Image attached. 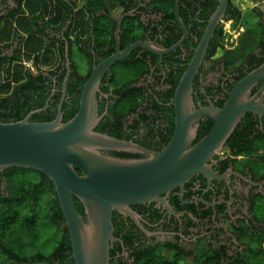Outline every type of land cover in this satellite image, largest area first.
I'll return each instance as SVG.
<instances>
[{
	"label": "flooded vegetation",
	"instance_id": "1",
	"mask_svg": "<svg viewBox=\"0 0 264 264\" xmlns=\"http://www.w3.org/2000/svg\"><path fill=\"white\" fill-rule=\"evenodd\" d=\"M212 2L217 3V0H179L178 14L181 24L175 18L174 4L172 15L170 16L168 13L159 11L157 6L153 4V0H125V7L113 8L106 12L107 17L114 19L116 23L122 15L126 14L120 26L119 45L117 47L114 36L115 23L111 35L112 44L102 50L98 47L97 37L91 30L81 36L85 40L84 42L78 41L73 35L69 36L72 41L71 44L65 36V29L58 33L47 30L46 35L49 41L54 43L53 50L58 51L61 47L64 48L67 41L69 59H72H70L69 71L66 69L65 60H63V63L62 61L58 62L52 68L39 67L38 73L44 75L43 85L46 87V102L42 108L36 109L40 111L34 115L48 116V113L45 115L44 113L49 106V101H52L53 98H58L56 104L57 113L61 101L62 108L64 102L67 103L77 95L80 97L83 84L92 68L117 50L123 52L128 46L136 42L147 43L149 46L158 49L171 48L170 52L161 56L152 53L145 46L134 48L103 73L99 91L96 94L98 114L101 116L96 127L104 121V118L109 119V123L106 122L104 129L107 133L110 129L112 130V125L116 123L112 115L115 114V101H117V98L119 99L121 93L126 91V87L123 84L127 80L132 79L133 74H139L137 80L130 83V86L138 88L142 92L143 98L141 99L139 94H136V107L133 112L124 117L121 132H119L120 136L117 139L131 141L146 150L160 151L166 145L163 144V140L169 137V130L171 131L169 140L173 134L175 120L174 92L213 13H208ZM6 5L9 9L11 8L10 0H6ZM4 8L5 5L0 3V16L4 14L1 12ZM251 9L255 19L252 25L247 27L248 29L255 28L258 30L259 39L263 41V44H257L249 51V54L247 53L248 55H245L243 59L231 66L228 61L230 70L226 69L227 64L225 63L227 62H224L222 57L224 53L217 55V49L220 50V48L216 49L213 56H206L207 50L211 47L210 44L216 40L217 31L222 29V32H224L223 28L227 22L231 29H235V31L241 29L240 26L238 28L232 27L233 19H225L227 15L225 11L224 17L219 21L209 42L202 65L193 80L192 98L195 109L208 108L210 106L221 108L232 87L241 79L238 78L240 71L247 73L248 68L254 64V61L264 60V11L256 6ZM115 10H119L118 17L112 15ZM240 17V20H242V12ZM130 19L137 21L134 24L135 39L126 47H122V25ZM248 29H243V33ZM14 41L9 47L0 45V57L6 56L7 59H13L15 48L19 42L17 39ZM76 52L84 56V72H80L79 64L74 58ZM64 54L65 52L63 57ZM231 57L229 60H231ZM71 61L76 66L73 72L85 77L81 87H79L76 76L72 75ZM27 62H23V64L28 66ZM59 66L64 68V76H61L62 68L58 69ZM117 66L121 68L119 72H115ZM235 66H237V69L233 68ZM135 67H139L140 71H137ZM144 68L146 69L143 70ZM173 82H175V85ZM260 85L261 82H258L252 88L250 96L258 91ZM68 88H70L69 93H67ZM74 88L75 90L73 91ZM78 89L79 91L77 92ZM172 91L173 93L170 97L169 94ZM169 107L172 108V113L168 112ZM253 116V120H259L260 122L255 125L253 131L264 133V125H262L264 117L259 118L255 114ZM212 124V120L206 117L193 123V127L196 129V136L192 145L208 133ZM207 129L206 134L196 141L198 133ZM225 144L214 155L213 162L209 163L217 175V179L208 181L203 175H196L184 184L182 190L173 189L169 193L162 195L172 213L162 205L151 202L130 206L136 215V221L127 215L116 212L112 214L113 235L116 239L110 249L112 264H121V262L132 264L134 262L133 248L143 249L148 246L162 245L165 242L175 243L184 249L187 253L185 258L195 251V248H192L194 245L200 247L204 243L217 253H220L223 248L227 256L225 261L231 263L248 248V239L250 237L263 233L264 222L257 219V213L254 211L260 204L264 205V174L263 172L257 173L253 171L247 166V161L264 160V157L235 155ZM103 153L116 158H123L119 154H125L124 159L146 158L145 154L132 151H105ZM0 171L3 172V169ZM6 184L7 179L1 175L0 223L6 221L5 219L8 217L7 213H2V209L10 208L7 206L8 202L20 198V194L17 195L15 190L7 188ZM39 196V193H33V199H30V201L38 204V201L35 202V200ZM36 206L32 205L31 209L34 210ZM14 207L16 208L17 206L14 204ZM21 208L24 211V213L19 212L21 217L30 214V208L27 205H23ZM16 211L20 210L16 208ZM162 250L164 254H168L166 255L167 257L171 256L172 251L168 248H162Z\"/></svg>",
	"mask_w": 264,
	"mask_h": 264
},
{
	"label": "water",
	"instance_id": "2",
	"mask_svg": "<svg viewBox=\"0 0 264 264\" xmlns=\"http://www.w3.org/2000/svg\"><path fill=\"white\" fill-rule=\"evenodd\" d=\"M217 3L176 86L174 131L160 151L146 150L131 141L95 131L101 117L96 94L103 73L136 47L145 46L159 56L172 50L158 49L147 43L136 42L123 52L117 50L95 65L81 89L77 111L68 121H62V101L51 121H31V117L40 110L29 112L19 121H0V170L10 167L33 169L52 182L74 264H110V249L116 241L112 223L114 212L136 221L130 206L155 202L172 213L162 195L173 189L182 190L184 184L196 175H203L208 181L217 179L209 163L224 147L243 116L253 113L259 118L264 117V61L236 82L221 108H194L193 80L214 31L224 17L228 0H217ZM178 6L179 0H175L174 15L182 24ZM125 16L122 15L116 23L114 36L117 47ZM64 52L69 71L67 41ZM258 82H261L258 91L250 96ZM205 117L212 120V127L192 145L196 136L193 123ZM105 151H132L145 154L146 158H116L103 153ZM74 198L80 203L83 216L77 211Z\"/></svg>",
	"mask_w": 264,
	"mask_h": 264
},
{
	"label": "trees",
	"instance_id": "3",
	"mask_svg": "<svg viewBox=\"0 0 264 264\" xmlns=\"http://www.w3.org/2000/svg\"><path fill=\"white\" fill-rule=\"evenodd\" d=\"M124 1L125 0H14L15 6L9 9L6 5V0H0V3L5 5V8L1 10L4 14L0 16V45L9 47L13 44L15 39L19 41L15 48L13 59H7L6 56L0 57V121L4 123L19 121L29 112L42 108L46 102V87L43 85L44 75L38 73V62L46 69L54 67V65L60 61L63 63L65 59H63V47L55 51L53 50V42H45L44 30L48 29L58 33L67 26L65 36L68 38L70 44L72 41L69 39V36L73 35L78 41L84 42L85 40L82 39L81 36H84L91 30L97 37L99 42L98 47L102 50L111 46L113 40L111 35L116 23L114 19L107 17L106 12L113 8L125 7ZM174 1L175 0H153V4L157 6L159 11L168 13L171 16ZM216 4V2H212L208 9L209 14L214 11ZM226 14L225 19H233L232 27L238 28L241 21V10L236 6L233 0H228ZM136 23L137 21L135 19H130L123 23V34H121L122 47H126L135 39L134 24ZM216 34V40L210 44L211 47L207 50L206 56L208 57L213 56L216 49H221L223 45L224 35L222 29H219ZM257 44L262 45L263 41L259 39L255 43V46ZM252 49L253 47L249 49L245 55H248L249 51ZM233 52H235L234 49L225 50L222 56L224 62H227L225 63L227 64V70L231 69L228 67V61ZM27 61H31L33 67L37 70L36 73L31 72L30 68L23 64V62ZM263 61V59L254 61V64L250 65L248 68V72L259 66ZM62 66H59L58 69L62 68ZM75 68V64L71 61L72 75L76 76L79 87H81L85 77L73 72ZM136 68L137 71H140L139 67H135V69ZM233 68L237 69V66ZM145 69L146 68L143 70ZM61 70V76H64V68ZM247 73L240 71L238 78H242ZM138 75L139 74H133L132 79L127 80L123 84L126 87V91L121 93L119 99L117 98V101H115L116 109L115 114L112 116L116 123L112 125V130L110 129L109 132H105L106 122L109 123V119L104 118V121L99 123L95 131L119 138L118 136H120L119 132H121L120 130L124 117L133 112L136 107V94L138 93L140 98H143L141 95L142 92L138 88L130 86V83L137 80ZM173 83L175 85V82ZM74 90L75 88L73 91ZM67 91V93H69L70 88H68ZM78 91L79 89L77 92ZM172 93L173 91L169 94L170 97ZM57 102L58 98H53L52 101H49V106L44 113V115L48 113L47 115L49 117H43V115L39 116L40 114L33 115L31 121L47 122L53 120L56 115ZM78 102L79 95L69 100L67 103L64 102L62 104L61 113L63 122L68 121L76 113ZM168 112H173L171 107L168 108ZM41 114H43V112H41ZM253 115L254 114L247 113L226 141L225 146L235 155L239 154L247 157L256 155L264 157V133L258 132L257 130V132L253 131L255 125L260 123L259 120L255 121L252 119L254 117ZM262 125H264V119H262ZM207 131L208 129L199 132L196 141L198 138L204 136ZM170 133L171 131L169 130V137ZM169 137L163 140L164 145L169 141ZM119 155L124 159L125 154ZM247 162V166L253 169V171L257 173L263 172L264 174L263 159L248 160ZM77 172L80 173L79 170H77ZM30 173L34 174V178L28 177ZM1 175L5 176L7 179V188L15 190L17 195L20 194V198L9 201L7 206L10 208L2 209V213H7L8 217L5 219L6 221L0 223V255L5 259V261H3L0 256V264H74L73 260L70 258V242L67 229L63 223V214L59 207L52 182L43 173L22 167L5 168L3 172L0 171V176ZM35 192L40 194L39 198L35 200V202L38 201V204L41 202V197L43 195L45 196V207L49 214V222L59 227L61 238L51 253H36L29 257H24L14 252L12 248L5 243V233L8 232L12 224L15 223H21L29 233H32L30 232V228L31 225L35 223L34 217L29 218V215L21 217L20 213L16 211V208L22 211L23 209L21 207L27 205L28 208H30V212H32L31 206L38 205L30 201V199H33V193ZM73 200L77 211L83 216V209L80 203L75 198ZM14 204L17 206L16 208ZM254 212L257 213V219L264 222V205L260 204L256 207ZM248 241V248L244 250L241 256L238 255L230 264H264V231L261 234L250 237ZM162 248H168L172 251L171 258L163 254ZM210 251V253L203 252L200 255H196L193 259V263L221 264L225 262L227 256L223 248L220 253L214 250L212 251V249ZM132 255L134 257V262L132 264H180L181 261H184L187 253L177 244L165 242L162 245L148 246L143 249H139L138 247L133 248ZM110 264H112L111 261ZM121 264L127 263L121 262Z\"/></svg>",
	"mask_w": 264,
	"mask_h": 264
},
{
	"label": "rangeland",
	"instance_id": "4",
	"mask_svg": "<svg viewBox=\"0 0 264 264\" xmlns=\"http://www.w3.org/2000/svg\"><path fill=\"white\" fill-rule=\"evenodd\" d=\"M236 6L242 12V20L239 24L241 27L240 30L235 31V29H231L229 26L224 25L225 29L223 30L224 41L223 46L220 50H217V55H221L225 50L234 49L231 60H229V65H233L236 62H239L244 58L246 52L255 46V43L259 39V32L255 28H249L248 25H252L254 18V14L252 12V7L256 6L258 9L264 11V0H233ZM115 17H118L119 10H115L113 14ZM243 21V22H242ZM229 25V24H228ZM247 27V28H246ZM229 29V30H228ZM243 29H248L243 33ZM251 29V30H250ZM229 31V32H228ZM84 56L80 53L76 52L74 55L75 60L78 62L80 72L85 71L84 67ZM32 65V64H31ZM33 69V70H31ZM31 72H35L36 69L31 68ZM121 68L118 66L115 68V72H119ZM219 151H217L218 153ZM30 178H34V174L30 173ZM24 213V211H17ZM47 208L45 207V196L41 197V202L37 205L32 212L29 214V218L34 217L35 223L31 225L29 233L21 223L12 224L10 230L5 233V243L9 247L12 248L14 252L17 254L29 257L36 253L49 254L58 244L61 233L59 227L54 223L49 222ZM261 237V236H260ZM259 237V238H260ZM255 240V239H254ZM192 246L195 250L181 261L180 264H192L193 259L196 255H199L202 252L210 253L211 248H208L206 244H201L200 247ZM205 249V250H204ZM163 254L164 251L162 250ZM166 253V252H165ZM1 254V252H0ZM168 255L167 253L164 254ZM1 256V255H0ZM170 256V255H169ZM2 260L5 261L3 256H1ZM171 258V257H170ZM196 264V263H193ZM221 264H230V262L225 261Z\"/></svg>",
	"mask_w": 264,
	"mask_h": 264
},
{
	"label": "crops",
	"instance_id": "5",
	"mask_svg": "<svg viewBox=\"0 0 264 264\" xmlns=\"http://www.w3.org/2000/svg\"><path fill=\"white\" fill-rule=\"evenodd\" d=\"M10 5H11V8H13L14 6H15V4H14V0H10ZM66 28H67V26H65ZM66 28H64L65 30H66ZM47 30L48 29H46V30H44L43 32V34H44V40H45V42L47 43L48 41H49V39H48V36L46 35L47 34ZM15 42V41H14ZM17 43V42H16ZM15 44V43H14ZM27 64H28V67L31 69L32 68V63H31V61H28L27 62ZM38 66L39 67H42V68H44L43 66H41V64H39V62H38Z\"/></svg>",
	"mask_w": 264,
	"mask_h": 264
},
{
	"label": "built area",
	"instance_id": "6",
	"mask_svg": "<svg viewBox=\"0 0 264 264\" xmlns=\"http://www.w3.org/2000/svg\"><path fill=\"white\" fill-rule=\"evenodd\" d=\"M229 24V23H228ZM228 26V25H227ZM224 29H225V27H224ZM229 30V29H228ZM229 32V31H228ZM31 70H33V69H31Z\"/></svg>",
	"mask_w": 264,
	"mask_h": 264
}]
</instances>
